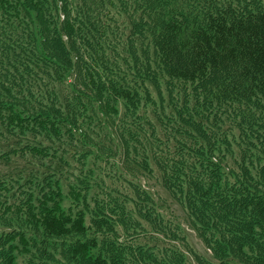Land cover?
<instances>
[{
	"label": "trees",
	"instance_id": "obj_1",
	"mask_svg": "<svg viewBox=\"0 0 264 264\" xmlns=\"http://www.w3.org/2000/svg\"><path fill=\"white\" fill-rule=\"evenodd\" d=\"M0 164V264H264V0H0Z\"/></svg>",
	"mask_w": 264,
	"mask_h": 264
},
{
	"label": "rangeland",
	"instance_id": "obj_2",
	"mask_svg": "<svg viewBox=\"0 0 264 264\" xmlns=\"http://www.w3.org/2000/svg\"><path fill=\"white\" fill-rule=\"evenodd\" d=\"M70 79H72V78L69 76L67 78V81H69ZM122 111H123V107H122V105H119V112L121 113ZM10 169H11V167H8L4 164H0V174H6ZM8 177L9 176L6 174L4 178H8ZM146 185L149 186L152 190L158 191V189H159V192L163 196H167V194L163 191V188L161 186L154 185L152 181L146 182ZM71 201L72 200L70 199V200H65L63 202V208H65L66 211L70 210L69 207L71 205ZM170 201H171V199H170ZM171 203L172 204L170 206H172L175 209V212L179 215L180 219H182L183 215H184L183 211L180 210V208L175 204L174 201ZM36 205H38V204L33 205L34 208L31 210H30L31 207L27 208L26 210H22V211H18L16 209L13 210L10 208V209L6 210L7 214H4V218L7 219L6 222L10 226H13L15 223H17L18 221H21V220L22 221H30V223H34V222L38 223L42 214L40 213L41 206L39 205L37 207ZM77 209H78L77 207L73 208L74 211H76ZM29 226L31 227L32 225L29 224ZM183 229L185 230V232L188 236V239H189L188 242L192 246L193 250L198 252L199 254H202L205 256H210L211 253L206 248V246L204 245L202 240L196 235L195 231H193L187 224H184V223H183ZM33 232L35 233V231H33ZM33 232L31 230H28L27 237H31V235H33ZM39 237H40V235H39ZM31 242L32 241L30 240L29 243H31ZM184 249H186V248H184ZM29 255L30 254H25L24 258L26 256H29ZM19 256L21 258L23 256V253H20ZM192 262H193V264H197L196 259L193 258L192 254H189V261L187 262V264H192Z\"/></svg>",
	"mask_w": 264,
	"mask_h": 264
}]
</instances>
